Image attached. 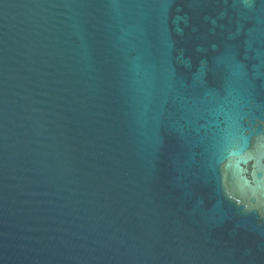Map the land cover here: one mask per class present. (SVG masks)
Listing matches in <instances>:
<instances>
[{"label": "water", "instance_id": "water-1", "mask_svg": "<svg viewBox=\"0 0 264 264\" xmlns=\"http://www.w3.org/2000/svg\"><path fill=\"white\" fill-rule=\"evenodd\" d=\"M0 264H264V0H0Z\"/></svg>", "mask_w": 264, "mask_h": 264}]
</instances>
